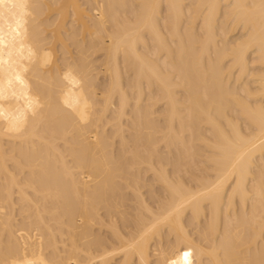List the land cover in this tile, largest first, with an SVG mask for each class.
Here are the masks:
<instances>
[{
	"label": "bare ground",
	"instance_id": "1",
	"mask_svg": "<svg viewBox=\"0 0 264 264\" xmlns=\"http://www.w3.org/2000/svg\"><path fill=\"white\" fill-rule=\"evenodd\" d=\"M0 264H264V0H0Z\"/></svg>",
	"mask_w": 264,
	"mask_h": 264
},
{
	"label": "snow or ice",
	"instance_id": "2",
	"mask_svg": "<svg viewBox=\"0 0 264 264\" xmlns=\"http://www.w3.org/2000/svg\"><path fill=\"white\" fill-rule=\"evenodd\" d=\"M188 253H185V257H187Z\"/></svg>",
	"mask_w": 264,
	"mask_h": 264
}]
</instances>
